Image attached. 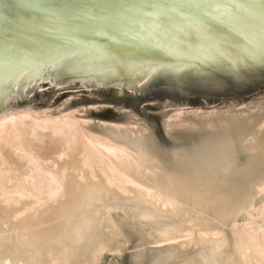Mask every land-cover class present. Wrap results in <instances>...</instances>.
<instances>
[{"label":"bare ground","instance_id":"6f19581e","mask_svg":"<svg viewBox=\"0 0 264 264\" xmlns=\"http://www.w3.org/2000/svg\"><path fill=\"white\" fill-rule=\"evenodd\" d=\"M73 112L0 113V264H264L263 101L169 116L177 148Z\"/></svg>","mask_w":264,"mask_h":264},{"label":"water","instance_id":"95a60500","mask_svg":"<svg viewBox=\"0 0 264 264\" xmlns=\"http://www.w3.org/2000/svg\"><path fill=\"white\" fill-rule=\"evenodd\" d=\"M249 3L250 14L238 0H212L210 8L193 0H45L41 11L0 0V113L26 99L5 102L8 92L31 90L51 73L43 84L80 79L70 87L83 100L67 109H138L165 147L161 96L206 105L264 93L261 3Z\"/></svg>","mask_w":264,"mask_h":264},{"label":"rangeland","instance_id":"374dc122","mask_svg":"<svg viewBox=\"0 0 264 264\" xmlns=\"http://www.w3.org/2000/svg\"><path fill=\"white\" fill-rule=\"evenodd\" d=\"M43 82H48V79H44L40 83H35L31 90L17 91L11 101H16L22 98L26 99L21 105L11 108L10 110H22L25 108L36 112L46 111L51 114H57L60 111L72 109L74 110L73 114L78 119L88 123L89 125H108L109 123H116L120 125L126 124L125 126L133 128L135 126L136 128L137 126L142 127V122H144L152 131L147 121L141 116L140 110L128 106H119L117 103H88L67 109L69 106L74 105V100H83V92L76 90L77 88L70 87V85H80V82L77 79L53 82L49 85L43 84ZM84 89L88 90V87H84ZM161 98L163 109L166 111V120H169L168 117L177 112H199L202 114L210 112L221 113L228 110L239 112V110H243L247 107L258 105V103H261L262 101L264 104V93L250 98L242 103H208L206 105L190 103L183 97L161 96ZM65 102H67V108L65 106ZM191 141H194L191 136H183L178 140H174L168 136V143L165 147L163 145L162 146L164 148H177L179 146L189 145ZM132 250V244L126 243V250L123 249L116 255L109 252L106 253L107 256L106 254L104 255L102 264H106L109 257V259L117 257L119 253H121L119 257L121 264H127Z\"/></svg>","mask_w":264,"mask_h":264},{"label":"snow or ice","instance_id":"6c2138e0","mask_svg":"<svg viewBox=\"0 0 264 264\" xmlns=\"http://www.w3.org/2000/svg\"><path fill=\"white\" fill-rule=\"evenodd\" d=\"M197 8H200L202 4H207L210 8L212 0H193ZM216 2H222V0H216ZM27 5L31 10L41 11L43 10L45 0H26ZM239 5H242L246 14H250L251 5L249 0H238ZM261 11L259 16V31L264 33V0H260ZM235 11V9H233ZM261 47L264 48V37L261 38ZM2 55V53H0ZM264 58V57H262Z\"/></svg>","mask_w":264,"mask_h":264}]
</instances>
